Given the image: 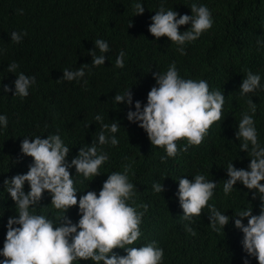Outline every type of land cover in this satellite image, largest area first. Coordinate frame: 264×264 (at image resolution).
Returning <instances> with one entry per match:
<instances>
[{
	"label": "trees",
	"instance_id": "1",
	"mask_svg": "<svg viewBox=\"0 0 264 264\" xmlns=\"http://www.w3.org/2000/svg\"><path fill=\"white\" fill-rule=\"evenodd\" d=\"M193 2L143 0L145 11L135 14V0H0V48L5 50L0 52V113L8 116L7 127L0 130V247L8 217L19 213L4 180L28 171L33 161L21 152V141L24 136L43 138L59 132L71 147L69 160L80 147L92 143L109 154V160L101 166L102 173L95 177H84L72 167L78 199L88 190L98 192L108 173L122 172L126 165H131L129 179L137 185V192L129 203L134 202L140 211L141 204L149 205L140 226L143 235L132 246L158 241L164 249L162 264H243V257L248 254L241 243L243 233L234 220L225 225L224 232H217L210 224L211 210L205 206L192 223L196 234L185 229L184 225L190 222L181 216L183 210L175 195L176 179L183 175L191 179L203 172L208 179L218 182L209 204H215L229 216L247 207H253V214L260 212L259 197L251 195L254 190L238 181L233 191L225 194L223 185L230 161L237 168H247L250 161V151L249 157L241 151L242 138L235 136L242 114L249 110V97L257 104L253 115L264 144V87L244 96L239 90L249 69L261 75L264 85V45L257 44L258 39L264 40V0H195L212 10L214 23L198 39L187 42L186 54H181L174 41L166 36L154 37L148 25L161 4L180 14H191ZM189 27L186 24L179 29L182 32ZM24 30L27 35L21 42L11 40L12 31ZM97 38L110 44V51L105 54L108 59L100 66L91 64L90 55ZM121 50L126 52L123 68L115 63ZM96 54H101L98 48ZM13 61L19 64L15 73L8 69ZM172 61L185 78L207 79L210 89L224 92V119L211 125L201 144L161 161L160 157L166 155L164 147L151 144L145 130L127 119V111L129 107L134 110V103L129 106L115 102L114 96L130 87L133 101L146 103L147 93L155 84L153 73L166 72ZM85 63L89 66L79 81L62 78L63 69L74 70ZM20 71L36 76L26 97L13 95ZM5 84L13 91L5 93ZM97 114L103 116L102 121L95 119ZM113 119H118L121 127L109 135H116L119 144H99L98 133L108 131L102 129V124H111ZM185 143L186 138L178 140V145ZM155 181L164 186L161 194L153 189ZM29 188L26 181L25 191ZM34 210L56 223L63 214L51 203L47 190ZM66 215L77 221L78 205L71 206ZM243 219L247 223V218ZM114 251L126 254L122 248ZM249 260L250 264H258L255 257ZM79 264L98 262L81 259Z\"/></svg>",
	"mask_w": 264,
	"mask_h": 264
},
{
	"label": "clouds",
	"instance_id": "2",
	"mask_svg": "<svg viewBox=\"0 0 264 264\" xmlns=\"http://www.w3.org/2000/svg\"><path fill=\"white\" fill-rule=\"evenodd\" d=\"M135 14L145 11L143 0H135ZM23 12V9L18 10ZM149 32L156 38L166 36L179 47L181 54H186L184 45L195 41L214 23L212 10L207 4L194 2L191 4V14H180L172 7L165 9L161 4L159 10L150 17ZM131 24V23H130ZM190 24L187 30L180 31L179 26ZM27 35L26 30L11 32V40L21 42ZM258 45H264V40H257ZM100 50L99 55L96 49ZM5 51L0 48V52ZM110 44L106 39L97 38L94 48L90 50L91 64H105L106 53ZM126 52L121 50L116 57V66H125ZM63 69V79L69 81L85 77V68ZM19 64L13 61L8 65L9 72L15 73ZM155 84L147 93V102L133 101L130 87L123 93H116L115 102L133 105L127 111V119L142 127L151 144L162 146L166 155L160 157L167 161L186 152L191 145L201 144L211 125L224 119V92L220 89H210L207 79L185 78L180 74L176 62L172 61L166 72H154ZM36 83L35 75L20 71L14 81V91L9 85H3L5 93L13 91V95L26 97ZM85 83L87 81L85 80ZM261 85V75L249 69L243 78L239 90L242 96L254 92ZM249 110L242 114L235 136L242 138L239 149L250 151V161L247 168H237L233 160L226 168L228 178L224 180L223 191L229 194L239 181L251 192L253 198L259 197L260 212L253 214V207H247L232 216L225 214L215 204H209L217 187V181L208 179L203 172H197L191 179L188 175L178 177V197L183 210L182 219L189 221L184 225L193 235L196 230L192 227L195 217L200 216L204 207L211 210L209 216L211 227L223 231L230 220L243 233L241 240L243 250L248 256L243 257V264H250L249 257H255L258 264H264V144L259 139L254 113L257 104L248 98ZM97 121L103 116L97 114ZM8 125L7 114L0 113V130ZM121 125L118 119L111 124L103 123L98 133V143L118 145L119 138L109 135L119 131ZM186 138L187 143L178 145V140ZM251 145V148H250ZM71 147L64 142L59 132L43 137L41 135L24 136L21 141V152L33 158L28 171L17 173L5 178L4 186L15 205L19 208L17 215L8 217L5 225L6 235L3 247H0V264H73L74 261L91 260L102 264H162L164 249L159 242L152 240L139 246H132L143 235L141 224L148 210V204L137 206L133 201L137 185L129 179L131 165H126L124 171H112L103 181L102 187L88 190L77 197L78 188L75 186L74 175L70 170L75 166L76 173L84 177L100 175L101 166L109 160L106 151L98 150L97 144L80 147L78 154L68 159ZM30 188L26 192L25 182ZM88 187V186H87ZM163 184L153 183L154 191L161 194ZM45 190L51 196V203L63 211L59 223L44 214H38L34 209L39 205ZM251 203V202H250ZM78 205L79 219L73 221L66 215L71 206ZM30 208L32 210H30ZM243 218H247V223ZM122 248L126 252L120 255L114 249Z\"/></svg>",
	"mask_w": 264,
	"mask_h": 264
}]
</instances>
